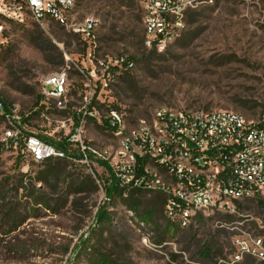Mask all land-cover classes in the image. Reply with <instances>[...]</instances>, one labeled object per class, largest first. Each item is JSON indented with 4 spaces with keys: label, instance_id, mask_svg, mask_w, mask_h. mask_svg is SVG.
I'll list each match as a JSON object with an SVG mask.
<instances>
[{
    "label": "rangeland",
    "instance_id": "obj_1",
    "mask_svg": "<svg viewBox=\"0 0 264 264\" xmlns=\"http://www.w3.org/2000/svg\"><path fill=\"white\" fill-rule=\"evenodd\" d=\"M75 1V21L87 15L98 20L91 57L90 43L70 27L50 22L43 28L30 17L23 23L0 17V96L9 107L29 112L28 131L55 142L61 130L57 120L80 107L87 79L103 77L106 64L120 57L133 65L112 72L104 106L125 112L130 125L150 118L161 105L264 116V0H192L179 36L161 51L144 45L142 0ZM46 41L51 50L44 53L40 47ZM60 52L64 64L58 63ZM62 69L71 95L66 111L44 104L41 97V77ZM4 129L0 116V186L12 188L19 173L27 174V181L46 165L7 148ZM86 137L102 148L112 134L90 123ZM52 165L61 171L57 192L35 185L60 198L61 205L56 212L20 209L23 219L15 230L3 235L4 225L0 231V264H99L96 255L103 254L111 264H264V192L238 201L231 212L199 213L182 227L170 223L159 193L108 196L117 182L108 181L99 164H92L93 170L69 159ZM22 194L20 188L14 202L28 206ZM101 210L110 220L99 221Z\"/></svg>",
    "mask_w": 264,
    "mask_h": 264
},
{
    "label": "built area",
    "instance_id": "obj_2",
    "mask_svg": "<svg viewBox=\"0 0 264 264\" xmlns=\"http://www.w3.org/2000/svg\"><path fill=\"white\" fill-rule=\"evenodd\" d=\"M191 4L192 0H142L145 47L161 51L173 42ZM75 7V0H0V17L16 23L30 17L43 28L50 22L70 27L90 43L91 57L98 20L87 15L75 21ZM124 60L106 64L103 77L87 79L80 107L73 116L57 120L61 130L55 142L28 131L29 112L6 108L0 97L6 147L35 164L51 158L80 161L91 170L92 164H99L124 197L131 191L163 195L168 220L182 227H189L199 213L231 212L238 201L264 192V116L253 119L233 110L161 105L150 118L130 125L125 112L104 106L103 99L112 68L119 71ZM132 65L129 61L125 68ZM40 83L44 104L70 109L66 70L43 75ZM43 116L49 119L45 111ZM90 123L110 130L111 143L101 148L87 140Z\"/></svg>",
    "mask_w": 264,
    "mask_h": 264
},
{
    "label": "trees",
    "instance_id": "obj_3",
    "mask_svg": "<svg viewBox=\"0 0 264 264\" xmlns=\"http://www.w3.org/2000/svg\"><path fill=\"white\" fill-rule=\"evenodd\" d=\"M50 47L51 46H50L49 42L46 41V44H43V46H41L40 48L45 53V52L51 50ZM129 61H130V59L124 60L123 66H126L129 63ZM58 63L59 64L65 63L62 52L59 53ZM116 70H118V67L115 66L112 68L113 72H116ZM2 101L5 105V107L8 108L9 106L3 98H2ZM53 160H64V159H62V158L61 159L60 158L59 159L51 158V159L46 160L45 162H43V163H45L46 168L41 169L39 172L36 173L35 176L29 177V179L27 181L25 180V177L27 176V174L19 173V174H21V176L17 179V184L15 185L16 187L9 188L7 186L8 187L7 188L5 186L6 187L5 188V187L0 186V231L4 229V225H8V228L3 232V235L9 234L13 230H15L16 226H18L19 222L23 219V215H22V212L20 211V209H22L24 212L25 211L26 212H29V211L30 212H32V211L38 212L39 207H43V208L48 209L52 212L57 211L58 205L59 204L61 205L60 198L53 199V198L49 197V195L47 193H45L41 188H36V185H35V182H40V183L46 184L47 186L52 188L51 190L53 192H57V181H59L61 171L58 169V167H56V165L55 166L52 165ZM86 178L89 181H91V179H92L91 175H87ZM87 179L85 181H88ZM83 184H84V182L82 181V183L79 186L80 189H82ZM20 188L23 189L22 196H24L25 198H29L32 201L31 203L28 202V201H30L29 199L26 201L28 206H25V204L23 203L25 201H23V200H19L17 202H14V198L18 197V193H19ZM95 188H96V186H94V184H93V189H95ZM9 189H10V191L14 190V193L17 195L14 194L15 195L14 196V195L7 193ZM122 192H123L122 188H118L114 184H112V186H109L106 193L110 197L114 196V194H118L119 196L122 197L123 196ZM53 200H55L54 201L55 203H52ZM63 202H65V200H63ZM134 208H135L134 206H131V209H134ZM98 215H99L98 219L100 222L105 221V220L106 221L110 220V217L108 216V214L102 210L98 213ZM227 217H230V215H228ZM84 242H85V240H84ZM83 252L88 253L86 246L83 247ZM96 257L98 258L99 264H111L109 262L108 258L106 257V255H104V254L100 255L99 257L96 255Z\"/></svg>",
    "mask_w": 264,
    "mask_h": 264
}]
</instances>
